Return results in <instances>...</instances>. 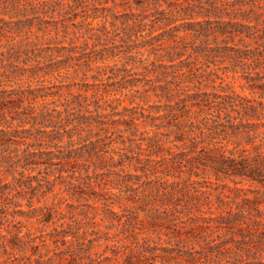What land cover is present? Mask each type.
Instances as JSON below:
<instances>
[{"label":"trees","instance_id":"obj_1","mask_svg":"<svg viewBox=\"0 0 264 264\" xmlns=\"http://www.w3.org/2000/svg\"><path fill=\"white\" fill-rule=\"evenodd\" d=\"M108 3L111 6H103V12H111L117 6L127 7L129 12L112 15L111 28L106 22L98 29L80 23L75 26L80 32H69L62 23L83 7L84 0H0V31L11 29L29 16L52 26L47 35L51 32L57 35V24H60L63 37L70 41L71 50L68 52L75 53L80 49L82 53L79 55L87 58L86 66L91 63V53L85 52L90 41L91 46L101 47L98 50L101 58L108 51L107 44L115 45V38L126 46L127 51L138 37L146 38L135 47H149V53L154 57L149 64L148 74L151 76L147 78L145 75L141 91L135 93L140 99H157L158 104L152 109L159 115H144V109L137 107L124 109L128 114L116 113L112 102L107 104L104 101L106 106L103 108L99 105L101 97L96 98V95L91 102L81 95L71 94L59 102L60 96H57V100L42 103L39 112L30 107L27 113L23 107L17 118H11L9 122L0 120V139L5 137L12 143L20 141L24 146L22 156L10 166V173L19 175V183H23V172L30 165H55L59 174L74 173L82 158L79 152L82 147L93 144L89 140L99 137V133L107 132L103 128L107 121L114 123L109 116H127L123 123L133 137L138 126L135 121L143 119L144 123L149 118L153 135L143 140L152 151L145 159H135L139 166L134 169L139 175H128L129 181L134 179L136 184L132 185L140 182L139 187L147 186L160 205L176 206L184 200L179 212L186 216V220L181 226L174 224V227L180 236L189 233L192 237L178 236L164 246L151 244L146 237L135 238L128 246H113L114 255L120 254L128 264H264L260 240L252 239L255 233L258 237L264 236V214L258 208L257 199H242L252 204L247 211L248 223H238V216L244 211L241 208L235 213L230 210L217 216L212 213L205 216L200 208L211 205V187L205 180L202 183L191 180L192 176H199L193 170L200 165L209 166L217 180L222 176L234 185L249 182L264 186V76L259 72V69L264 72V0H104L105 5ZM106 16H102L104 21ZM45 18L50 21L43 20ZM114 21L120 22L119 29H113ZM144 32L146 35L143 36ZM80 39L78 46L75 41ZM51 42L48 40L47 44ZM57 48L66 50L63 46ZM23 53H14L10 49L1 54L0 106L7 103L20 105L28 99L27 96H33L27 104L35 102L36 94L31 91L2 89L3 81L16 79L18 69L11 61L18 62V56ZM24 55V61L33 59L39 64L38 54L25 52ZM3 61H9L8 65L14 69L8 72ZM208 65L220 66L222 73H241L240 77L250 91L259 93L258 100L228 93V88L223 86H219V91L204 90L203 87L207 86L203 84L206 80L202 69ZM25 71L35 73L33 68H22V74ZM120 71L124 73L118 81L120 88L138 86L132 84V80L126 81L129 71ZM101 74L102 71H97L94 78ZM50 105L53 107L49 108ZM91 107L94 110H90ZM107 109L111 114L103 113ZM15 120L18 129H12ZM93 124L97 133L90 129ZM26 125L29 127L25 128ZM27 139L31 142H25ZM64 139L66 143L62 145ZM35 157L40 160H32ZM98 161V166L96 162L78 166H85V172L92 166L95 171L104 167L105 162ZM18 168L21 171L16 172ZM7 188L0 178V199H8ZM201 188L205 190L201 191ZM235 189L243 192V189ZM218 196L219 206L228 205V197ZM193 212L199 215L191 217ZM110 213L115 215L112 211Z\"/></svg>","mask_w":264,"mask_h":264},{"label":"rangeland","instance_id":"obj_2","mask_svg":"<svg viewBox=\"0 0 264 264\" xmlns=\"http://www.w3.org/2000/svg\"><path fill=\"white\" fill-rule=\"evenodd\" d=\"M103 6H111V4L105 5L104 0H84L83 7L70 14L67 17L68 21L62 24L69 32H80L75 28L80 23H83L84 27L98 29L103 22H106V26L111 28L112 15L129 12V9L123 6H117L111 12H103ZM132 9L137 12L134 7ZM103 15H107L105 21ZM21 20L22 22L13 25L11 29L0 31V59L2 52L11 49L14 53L20 51L38 54L39 64L33 59L24 61V53L20 54L18 62L11 61L18 69L16 79L10 82L3 81L1 84L5 91L11 89L31 91L36 94V98L32 105L27 102L33 96H27L28 99L20 105L7 103L0 106L1 122H9L11 118H17L23 107H26L27 113L30 107L34 112H39L42 103L57 100V96H60L58 101L62 102L68 94L86 97L87 102L101 97L99 105L104 108L106 106L104 101H107V104L112 102L111 106L116 107L114 111L116 113L128 114L129 112H125L124 109L137 107L139 110L144 109V115L148 114L150 117L159 115L152 109L158 104L157 99L154 97L140 99L139 94L135 93L136 90L141 91L140 85L146 78L145 75L147 78L151 76L148 74L149 64L154 57L149 53V47L141 48L139 45L135 47L146 38L138 37L128 51L126 46L115 38V45L107 44L105 48L108 51L103 53L101 58L98 53L101 47L91 46L92 41H90L85 52L91 53V63L86 66L87 58L79 55V52L82 53L80 49H76L75 53L68 52L71 50L70 41L68 37H63V28L60 24H57V35L53 32L47 35L48 30H52V26L31 16ZM43 20L50 21L48 18ZM120 26L119 21H114L113 29H119ZM83 32L81 30V33ZM48 40L52 41L49 45ZM59 42L61 44H56ZM80 43L81 39L75 41L78 46ZM33 44L38 46L33 47ZM61 46L66 50L57 48ZM22 62L26 65L24 66ZM3 63L8 72L14 69V66L8 65L9 61ZM208 66L202 69L205 71L203 79L206 80L203 84L207 86L203 87L204 90L219 91V86H223L228 88H226L228 93L234 92L241 97L258 100L259 93L250 91L240 77L241 73H222L219 70L220 66ZM22 68H33L35 73L25 71L22 74ZM123 69L129 71L126 81L132 80V84L138 85L137 87H119L121 84L118 81L124 75L120 70ZM97 71H102V74L94 78ZM259 72L264 76V72L260 69ZM136 80L141 81L136 83L134 82ZM113 84L116 85L111 87ZM44 94L47 95L45 98L39 97ZM262 101L264 102V99ZM90 110L94 108L91 107ZM103 113L111 114V110L107 109ZM125 119L128 117L109 116V120H113L114 123L107 121L103 126L107 132H101L99 137L91 138L89 141L93 144L83 146L79 151L82 158L78 161V165L96 162L98 166V160L101 159L105 162L102 169L97 168L93 171L94 167L90 166L85 172V166L77 165L74 173L59 174L58 166L55 165L50 167L30 165L23 172V183L17 181L19 178L17 173H10L12 172L10 166L17 157L22 156L24 150L22 142L12 143L6 141L5 137L0 139V153L2 152L0 178L3 184L8 185L6 190L8 199H0V264H128L120 254L114 255L113 246H128L135 241V238L144 237L148 238L151 244L164 246L169 240L178 236L192 237L189 233L180 236V232L177 233L178 230L174 227V224L181 226V222L186 220V216L179 212L184 200L176 206L160 205L159 199L153 197L147 186L139 187L140 182L137 183L138 185H132L136 184L134 179L129 181L128 175H139L134 169V166H139L135 159H145L152 151L143 139L152 137L154 129L150 125L149 118L145 119L144 123H142L143 119L135 121L138 126L133 137L123 123ZM17 126L18 121H13L12 129H18ZM28 127L29 125L25 126ZM90 129L93 133L98 131L95 124ZM25 142L31 141L27 139ZM65 143L66 139L63 140L62 145ZM172 149L175 151L173 147ZM32 160L40 159L35 157ZM19 171L21 169H16V172ZM193 171L199 176H192V181L202 183L205 180L208 182L206 185L211 187V205L200 208L203 215L208 216L212 213V216H217L230 210L235 213L241 208L244 211L238 216V223H248L247 211L252 204L243 201V198L248 200L256 198L259 202L258 208L264 214V186L249 182L234 185L222 176L217 180L209 166L198 165ZM142 180L144 181L145 178L143 177ZM222 185L226 187L223 188ZM129 186L131 189H128ZM235 188L243 189V192L236 191ZM204 190L201 188V191ZM220 194L228 197L226 198L228 205H218ZM188 203L193 202L188 201ZM111 211L115 215L111 214ZM193 215L199 213L193 212L191 217ZM58 232L66 235L61 236L63 234ZM256 234L252 239L260 240V248L264 249V236L261 238Z\"/></svg>","mask_w":264,"mask_h":264}]
</instances>
